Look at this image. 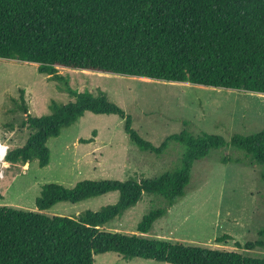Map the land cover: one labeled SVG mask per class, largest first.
Returning a JSON list of instances; mask_svg holds the SVG:
<instances>
[{"label":"trees","instance_id":"obj_1","mask_svg":"<svg viewBox=\"0 0 264 264\" xmlns=\"http://www.w3.org/2000/svg\"><path fill=\"white\" fill-rule=\"evenodd\" d=\"M0 59L38 65L40 74L61 81V89L74 98L68 104L52 101L50 114L33 117L21 92V109L27 115L22 127L31 134L24 146L9 148L5 162L10 166L37 160L41 168L47 167L48 141L87 112L119 116L142 152L162 155L172 141L185 147L181 166L157 178L83 180L72 188L46 184L36 199L38 212L0 206V264H95V257L106 253L167 264H264V258L238 251L144 236L185 196L195 162L227 145L224 137H195L185 130L156 147L133 129L132 117L104 91L79 92L58 71L64 67L264 94V0H0ZM232 145L264 166V131L235 134ZM112 192L119 193L116 204L78 218L42 213L59 203L78 204ZM144 194L162 196L167 207L143 217L140 235L101 230L134 208ZM258 237L237 247L264 248V227ZM231 238L224 235L217 241Z\"/></svg>","mask_w":264,"mask_h":264},{"label":"rangeland","instance_id":"obj_2","mask_svg":"<svg viewBox=\"0 0 264 264\" xmlns=\"http://www.w3.org/2000/svg\"><path fill=\"white\" fill-rule=\"evenodd\" d=\"M70 86L79 92L107 94L113 104L132 117V127L146 141L160 146L168 137L183 131L197 137L204 133L224 137L227 145L195 162L185 196L144 235L218 250L238 251L264 258V248L240 249L259 239L264 227V166L252 161L232 145L235 134L264 131V94L242 90L215 89L189 83L143 80L140 77L85 73L58 68ZM62 82L38 72V65L0 59V141L10 149L26 144L31 131L22 127L27 115L21 109V92L29 114H50L52 101L68 104L74 98L61 89ZM94 144L79 140L94 138ZM78 145V146H77ZM50 163L41 168L37 160L21 166L2 164L0 206L38 212L36 199L43 185L74 187L83 180L157 178L178 169L185 152L183 144L172 141L162 155L142 152L124 130L117 115L87 112L58 138L47 143ZM119 193L89 199L78 204L60 203L44 214L78 218L85 211L97 212L114 205ZM162 196L144 194L142 200L101 230L123 235H140L138 224L150 211L164 209ZM224 235L232 238L219 243ZM95 264H167L153 260H125L116 253L95 257Z\"/></svg>","mask_w":264,"mask_h":264},{"label":"built area","instance_id":"obj_3","mask_svg":"<svg viewBox=\"0 0 264 264\" xmlns=\"http://www.w3.org/2000/svg\"><path fill=\"white\" fill-rule=\"evenodd\" d=\"M8 151H9V146L0 141V178L3 177L2 164L5 162V158Z\"/></svg>","mask_w":264,"mask_h":264},{"label":"crops","instance_id":"obj_4","mask_svg":"<svg viewBox=\"0 0 264 264\" xmlns=\"http://www.w3.org/2000/svg\"><path fill=\"white\" fill-rule=\"evenodd\" d=\"M97 136L96 137H94L93 139H94V141L93 142H91V143H88V144H94V143H96V140H97ZM82 140V139H81ZM81 140H79V143H81ZM82 144H84V143H82ZM78 146V145H77ZM27 166H28V164H27ZM60 204V203H59ZM56 206V205H55ZM54 206V207H55ZM52 209V208H51ZM51 209H49V210H51ZM46 211H48V210H46ZM46 211H43L42 213H45ZM53 216H56V215H53Z\"/></svg>","mask_w":264,"mask_h":264},{"label":"bare ground","instance_id":"obj_5","mask_svg":"<svg viewBox=\"0 0 264 264\" xmlns=\"http://www.w3.org/2000/svg\"><path fill=\"white\" fill-rule=\"evenodd\" d=\"M85 73H90V72H88V71H84ZM143 80H147V81H149V79H147V78H144ZM2 156V155H1Z\"/></svg>","mask_w":264,"mask_h":264}]
</instances>
